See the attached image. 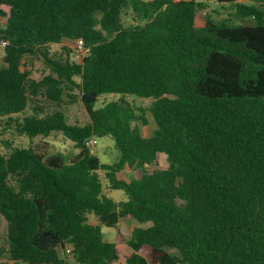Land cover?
I'll use <instances>...</instances> for the list:
<instances>
[{
	"label": "trees",
	"instance_id": "obj_1",
	"mask_svg": "<svg viewBox=\"0 0 264 264\" xmlns=\"http://www.w3.org/2000/svg\"><path fill=\"white\" fill-rule=\"evenodd\" d=\"M216 2L226 16L200 19L198 0H0V264H264V0ZM65 40L90 53L52 52ZM27 57L48 73L34 78ZM105 94L119 97L96 108ZM132 96L153 99L151 136ZM65 97L86 125L68 123ZM54 132L76 151L2 139ZM105 137L113 164L87 144ZM160 154L166 167L151 170ZM126 167L141 175L120 178ZM101 172L125 201L105 194ZM127 216L150 225L123 254L102 227Z\"/></svg>",
	"mask_w": 264,
	"mask_h": 264
},
{
	"label": "rangeland",
	"instance_id": "obj_2",
	"mask_svg": "<svg viewBox=\"0 0 264 264\" xmlns=\"http://www.w3.org/2000/svg\"><path fill=\"white\" fill-rule=\"evenodd\" d=\"M207 4L205 10L200 12V19L204 17L207 12H212L213 9L218 10L220 13H224V16L228 14V10L223 11V9L219 8V4H217L216 0H198ZM240 2H247L248 0H238ZM230 12V10H229ZM239 23H249L250 20L247 19L244 22L238 21ZM66 46L73 50L76 45L75 41L65 40L61 45H53L51 47L52 52H63L62 47ZM2 47L0 45V64H2ZM74 57V55H73ZM26 62L29 64V69L31 70L32 76L36 79L42 78L44 75L48 73V68L43 62L42 58H26ZM75 94H78V91H75ZM119 97L117 94H105L99 97V101L96 104V108L103 106L104 103L110 102L112 100H116ZM67 100V104L62 108L67 121L70 125H86L90 119L88 113L80 100L72 101L65 97ZM131 100L134 102L136 106L144 110L145 118L147 120V124L143 125L139 123V128L143 136H151L156 129L157 125L150 113V107L153 102V99H145L137 96H132ZM11 139L14 141V146L17 147H34L38 153L43 154L45 156H50L56 153H65L68 154L70 152H75L74 144L68 138H66L61 132H54L49 137H35L33 139H29L26 136H11L9 133H6L2 139ZM98 144L94 147L93 153H95L103 163L113 164L118 158V152L115 148V142L110 138H96ZM5 149H2L4 152ZM166 159L165 156L160 154L158 156L157 162L153 165H150L149 168L151 170L166 167ZM141 175V171L136 167H126L120 174V178H124L129 180L131 178H137ZM101 178L104 181L105 185V194L110 198L117 202L125 201L126 197L124 193L120 190L109 189L108 182L104 179V173L101 172ZM91 223H96V221L91 218ZM149 223L139 224L135 219L128 216L120 220L118 228H107L102 227V232L105 235L108 241L115 242L119 249L123 253H129L130 249L128 247V241L131 237L132 231L136 227H148ZM172 253L176 254L175 250H171ZM8 257V241H7V224L4 219L0 215V260H5ZM26 264V263H21Z\"/></svg>",
	"mask_w": 264,
	"mask_h": 264
},
{
	"label": "built area",
	"instance_id": "obj_3",
	"mask_svg": "<svg viewBox=\"0 0 264 264\" xmlns=\"http://www.w3.org/2000/svg\"><path fill=\"white\" fill-rule=\"evenodd\" d=\"M76 45L73 48V52H74V58L75 60L81 62L89 53H90V48L86 47L83 42L81 40L75 41ZM5 43H3L4 46ZM88 146L91 149H94V147L98 144V141L95 138H92L88 141ZM93 152V150H92ZM71 250L70 248L67 249V253H70ZM124 264V263H122Z\"/></svg>",
	"mask_w": 264,
	"mask_h": 264
},
{
	"label": "crops",
	"instance_id": "obj_4",
	"mask_svg": "<svg viewBox=\"0 0 264 264\" xmlns=\"http://www.w3.org/2000/svg\"><path fill=\"white\" fill-rule=\"evenodd\" d=\"M248 2V1H247ZM128 217V216H127ZM91 218H93L95 221H96V223H92V224H97L98 223V220L95 218V217H93V216H90L89 217V221H90V219ZM90 223H91V221H90ZM119 248V247H118ZM120 250V249H119ZM123 253V252H122ZM123 254H127V253H123Z\"/></svg>",
	"mask_w": 264,
	"mask_h": 264
}]
</instances>
